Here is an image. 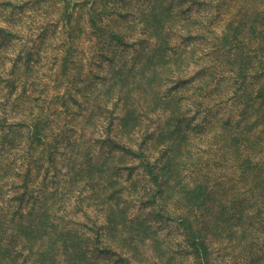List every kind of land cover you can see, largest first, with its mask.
Returning a JSON list of instances; mask_svg holds the SVG:
<instances>
[{"label": "rangeland", "instance_id": "obj_1", "mask_svg": "<svg viewBox=\"0 0 264 264\" xmlns=\"http://www.w3.org/2000/svg\"><path fill=\"white\" fill-rule=\"evenodd\" d=\"M66 4L64 0H0V224L5 225L0 236L5 243L13 238L8 260L20 252L28 254L32 244V236L16 227L21 214L15 216L18 206L25 204L24 211H29L37 194V209L53 202L45 191L50 181L43 182L49 162L41 158L44 145L36 140L31 151L23 147L28 133L20 126L39 115L41 125L46 122L44 134L69 137L62 148L68 141L78 143L80 164L91 158L82 169L91 170L95 177L90 183L74 184L65 175L70 169L69 149L58 155L56 165L63 174L51 180L58 187L53 192L58 209L51 215L55 223L61 218L58 231L96 235L99 230L108 241L112 237L109 213L125 211L117 228L121 230L113 239L124 242L119 251L130 255L131 264L184 263L185 237L172 218L185 205L179 202L178 191L167 190L164 175L155 182L145 167L147 161L157 163L165 149L172 147L174 154L177 105L189 118L195 117L194 122L182 124L194 152V171L201 180L207 174L215 182L217 201L223 196L252 203L245 210L247 222L234 219L232 227L239 232L246 227L250 240L253 234L259 235L254 249L264 256V212L257 215L258 208L264 210V185L254 184L258 170L244 171L232 139L239 132L264 135V103L255 97L264 79L247 78L239 90L241 82L230 71L242 51L250 55L258 41L264 43V0H68ZM90 15L102 22L101 36L91 33ZM233 27L240 30L236 44L244 45L231 52L220 50V38L231 35ZM69 53L65 67L63 57ZM193 75L192 83L179 84ZM234 95L239 97L236 101ZM201 100L203 105L198 103ZM55 107L60 112H54ZM102 121H112V128L107 130L108 124L98 131ZM196 124L205 127L198 129ZM217 131L225 134L216 136ZM109 140L128 144L139 155L112 147ZM243 142V148L247 147ZM245 154L255 153L247 147ZM180 155L186 158V149ZM260 162L264 165V156ZM125 163L136 167L116 171ZM261 169L264 178V166ZM159 185L162 196L151 200ZM160 203L166 206L165 215ZM141 226L146 229L142 231ZM226 236L224 226L210 248L219 247L213 261L249 264L250 250L246 256L242 252L251 244L237 236L229 242ZM34 247L28 264H40L38 244ZM77 254V260L90 255L83 249ZM56 257L61 259L58 264L76 261L62 249ZM17 261L21 253L9 263ZM97 264H109L108 257Z\"/></svg>", "mask_w": 264, "mask_h": 264}, {"label": "trees", "instance_id": "obj_2", "mask_svg": "<svg viewBox=\"0 0 264 264\" xmlns=\"http://www.w3.org/2000/svg\"><path fill=\"white\" fill-rule=\"evenodd\" d=\"M65 6H67L68 0H64ZM71 15H68V18L71 19ZM92 17V18H91ZM90 22L91 23V33L98 34L101 36L103 34V26L101 25L102 22H98L97 18H93V15H90ZM232 34L230 35L227 33L224 35L221 40L219 41L223 45H219L220 50H227V52H231L234 48L239 47L240 45H244L242 43H237L235 40L241 39L239 35V27H233ZM252 34L256 38H258L257 31L252 30ZM234 34V35H233ZM241 35V33H240ZM219 37V36H218ZM253 38V36H252ZM216 40V39H215ZM258 45L252 48L249 53L245 52L241 53L239 59L234 61L235 67L231 69V75H234L236 78L237 83L241 82V86L238 88L239 90L242 89V86L248 81L247 78H256V79H264V43L258 41ZM239 44V46H237ZM217 46V42L214 44V47ZM30 54V53H28ZM71 54H66L63 57V66L67 67L69 63V58ZM232 60V57L229 58ZM30 63V60L27 59ZM67 65V66H66ZM32 70V67H31ZM198 76H202V70L197 73ZM196 75L191 77L182 78L179 81L180 85L183 84H190L193 82ZM201 89L203 84L198 83ZM17 93V90L10 93V96L7 98H11L13 94ZM37 97V95H35ZM62 97V96H61ZM255 97L257 99L261 98L262 103H264V82L259 84ZM234 101H236L237 97L234 95ZM201 105H203V101H198ZM66 107L70 108L69 104L66 103ZM45 105L43 106V110L45 111ZM54 112H60L58 107H55ZM176 118L178 119L173 134L178 135V140H176L177 147L174 149L171 147L170 150L165 149L162 155L159 158V161L156 163L147 161V173L150 174V177L155 179V182H158L160 176H165V182L168 185V191L179 192V202H182L185 205V209L182 213L178 214L177 217L172 218L177 222L179 228L182 229V232L185 237V245L184 248L186 250L185 253L187 255L186 259L184 258L182 264H217V262L213 261L214 252L218 251L219 247L214 248L213 250L210 249L212 244H214L217 237L220 236V230L226 226L227 236L226 239L230 242L236 236L241 237L237 238L239 241H243L246 239L248 241L247 244H251L250 247H246L245 251L242 252L245 255L247 250H250V256H246L250 262L249 264H264V256L260 255L257 251H255L254 246L257 244V238L259 235L253 234L251 236V240L249 235L246 233L247 228L242 226L241 231L239 232L238 229L232 227V222L234 219L243 220L242 222L245 223L248 220V213L245 212L247 208H251L252 203L245 199L244 201L236 199L231 201L230 199L223 197L220 200L215 199V182L211 178L207 177L206 179L201 180L200 176L194 171L193 169V158L194 152L192 151V145L186 135H184L186 127H183L182 124H190V122H194L195 117L189 118L187 112L182 111L181 106L177 105L175 108ZM198 113H201L199 110ZM39 115L34 116V120L30 119L21 125L22 129H25L28 133V142L23 147H25L26 151H31L33 149L34 141H38L42 145H44V154L41 158L47 157L48 163L45 166L46 173L43 177L44 181H50L45 185V191L48 190L49 196L53 197V202L47 205L44 209L40 208L37 209L38 205V197L36 195V199L32 201V207L29 211H24V205H19L17 211L15 212V216L18 212H20L19 221H17L16 227L22 231V233L26 234L31 237L30 244V251L28 254L24 252L21 253V261H17L15 264H28L29 263V256L33 254L34 244H38V249L36 250L39 254L40 264H58L60 262V258L56 257V254L62 249L64 253L69 254L71 257L75 258L74 264H97L99 259L103 257H108L109 264H131L128 254H125L123 251H119V248L124 245V242L121 243L119 238L114 240L113 238L116 237L117 233L120 232L121 229H117L119 224L122 221V217L125 211H111L109 213L108 219L112 224V237L110 240L106 241V237L101 238L99 230L96 235L87 232H81L80 234L75 233L70 229H62L58 231L59 226L58 223L61 222V218L57 217V222L55 223L51 220V215L57 212L58 207L56 206L57 200L54 198V195L57 186L55 185V181L58 179L61 174H63V168L56 165L57 157L59 154H64L66 152V148L70 151V156L68 157L70 160V169L69 173H65L68 175L67 178H70L74 184L78 183L79 180H86L87 183H90L91 180H94V174L91 170L82 169V166H85L87 163L91 161V158L88 157V162H79V158L77 157V153L81 150L76 145L72 143L66 144V148H62L66 140H69V137L60 138V134H57L54 138L49 137L48 135L43 133L44 124L41 125V120ZM112 120V119H111ZM112 122V121H110ZM106 123V121H102L100 124L97 125L98 131L102 132V130L109 124L106 128L107 130L112 128V123ZM230 119H227L226 124H230ZM226 125V126H227ZM196 127L204 128L202 124H196ZM264 132V128L263 131ZM225 131H217V135L223 137ZM102 138L99 137L98 140ZM233 141L235 145H237V157L241 160V163L244 166L245 170H252L257 171L254 184L257 185H264V178L261 177L262 174V167L263 162H260L264 156V135L261 132L256 133L254 137H250L246 135L245 132L233 133ZM243 141H246V146L251 149L252 152L255 154H245V148H243ZM109 142L113 143L112 147L118 148L131 153L132 155H139L137 152L133 150L131 146L128 144H122L119 142H113L109 140ZM243 142V143H242ZM184 143H190L189 146H184ZM186 149L187 155L186 158H183L180 154ZM87 155V154H85ZM180 156V158H179ZM247 156V157H246ZM258 160V161H257ZM78 164V167H77ZM199 166V165H198ZM136 166L128 165L125 163L124 165L119 166L116 171H124L123 168H132ZM29 172H31V168L24 174L26 178H28ZM164 180V177H162ZM27 185V183H26ZM38 190L41 192L43 191V186L39 185L36 186ZM50 188V189H49ZM264 188V187H263ZM27 189V188H26ZM35 189V191L37 190ZM164 190L162 185H159L152 193L150 199H154L155 196L158 194L162 196ZM34 194V192H33ZM19 198V195L17 196ZM30 202V200H29ZM54 203V205H53ZM162 213L161 215H165V204L162 205ZM264 210L262 208L257 209V215L260 216L263 214ZM28 213V214H27ZM27 214V216H25ZM27 217V219H26ZM263 218V217H262ZM122 224V223H121ZM5 225L0 224V231L4 230ZM140 229H146L144 226H141ZM143 231V230H142ZM240 235V236H238ZM244 235V236H242ZM63 238V239H62ZM62 240V245H61ZM34 241V242H33ZM91 241V242H90ZM118 241L119 244L115 245ZM13 238H11L8 242H4V238L0 236V264H10L9 261L12 259H16L19 257L20 253L11 257L12 252H9L10 247L13 246ZM87 244V248L84 247L83 244ZM79 249H83L85 252L90 254L89 256H82L81 260H77L79 255L77 251ZM243 249V248H242ZM264 249V247L262 248ZM110 256V257H109ZM111 257H115L113 259ZM85 260L86 262H84ZM240 261L239 263H242ZM247 262V261H246ZM12 264V263H11Z\"/></svg>", "mask_w": 264, "mask_h": 264}]
</instances>
